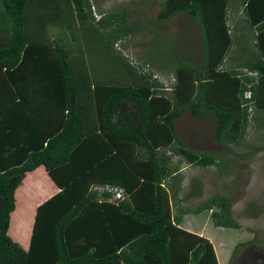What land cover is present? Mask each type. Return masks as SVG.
Instances as JSON below:
<instances>
[{
  "label": "trees",
  "instance_id": "1",
  "mask_svg": "<svg viewBox=\"0 0 264 264\" xmlns=\"http://www.w3.org/2000/svg\"><path fill=\"white\" fill-rule=\"evenodd\" d=\"M28 1L0 0V264H218L207 238L177 226L168 181L176 175L173 156L197 166L217 165L218 156L186 147L174 118L184 110L213 116L211 136L226 149L246 135L252 113L264 124V0H162L159 21L185 13L201 38L199 54L177 56L170 90L114 50L129 23L105 31L112 14L95 19L90 0H65L66 29L99 42L128 75L94 82L74 67L67 48L27 37ZM230 10L241 12L235 22L248 27L255 46L239 69L221 66L233 41ZM32 57L37 74L27 67ZM21 76H32L29 88L17 87ZM38 166L56 191L36 205L23 248L7 234L9 218L18 236L27 174ZM104 184L120 187L122 197L92 188ZM203 210L214 226L238 227L223 196H209L195 211Z\"/></svg>",
  "mask_w": 264,
  "mask_h": 264
},
{
  "label": "rangeland",
  "instance_id": "2",
  "mask_svg": "<svg viewBox=\"0 0 264 264\" xmlns=\"http://www.w3.org/2000/svg\"><path fill=\"white\" fill-rule=\"evenodd\" d=\"M90 1L96 15L112 14L103 23L105 31L111 30L113 33L125 23L131 25L132 29L116 40L119 50L112 44L114 50L121 56H130L145 72L149 70L161 76L166 82V90H170L175 82V63L181 60L178 57L185 56L186 52L188 55L200 53L201 38L196 21L182 12L169 20L159 21L157 13L162 0ZM241 18L240 11L235 14L229 11L227 22L233 41L224 58L223 63L226 60L227 64L222 65L223 68L234 63L236 66L242 65L255 51L248 27L243 22H235L241 21ZM71 33L72 30H67L61 23H54L45 36L51 41L63 43L79 71L84 67L89 68V65L92 67L94 57L99 64L110 66L109 62L114 60L112 52L105 55L101 44L92 37H84L77 31ZM89 77L92 75L89 74ZM254 115L255 118L247 122L243 139L235 144L229 143L227 149L221 148L211 136L213 117L198 119L184 110L174 118L175 134L186 147L218 156L219 164L208 166L188 164L173 156L171 159L177 165L176 175L168 178L176 197L182 199H171L173 213L179 212L178 206L196 213L190 216L195 228L191 230L208 236L218 264H264V124L260 121L259 113H252ZM34 177L30 178L32 183L25 187L27 196L37 193L39 189L47 191L46 184H41V180L34 181ZM214 194L229 201L231 217L238 227L214 226L209 217L210 210L195 211L199 204ZM14 204L16 206V202ZM215 209L212 207V210ZM23 227L18 232L21 237L27 232V228Z\"/></svg>",
  "mask_w": 264,
  "mask_h": 264
},
{
  "label": "crops",
  "instance_id": "3",
  "mask_svg": "<svg viewBox=\"0 0 264 264\" xmlns=\"http://www.w3.org/2000/svg\"><path fill=\"white\" fill-rule=\"evenodd\" d=\"M49 2L53 4L54 0H29L26 4L25 30H26L27 37L31 41L43 42V43L55 42V40L51 41V39L49 37L46 38L45 35H46V33L49 32V27L54 25V23H61L62 25L64 24L63 21L65 20V12H68V9H69L68 5H66V1L65 0H56L55 7H53V5H50ZM58 6H59V8H58ZM63 26L65 27V25H63ZM57 43H59L63 46L62 42L58 41ZM30 55H32V53ZM32 56H34V55H32ZM71 59H72V56H71ZM93 59H94V61H92V67L88 64L89 68L84 67V70H86L89 74L92 75V79L94 78V80H93L94 82L104 81V82H108V83H113V82L120 81V79L128 77L127 74H125V73H123V71L119 70V68L116 66V63L114 60L109 62L110 66H104V64H101V63L99 64V61L95 57ZM36 64H37L36 58L32 57L30 59V62L27 65L28 69L31 72H34V74L38 73V65H36ZM225 64H227L226 60L224 63H222V65H225ZM228 68H234V69L238 68L239 69V68H241V66L240 65L236 66L234 63V64H232V66H229ZM242 69H243V67H242ZM25 78L26 77L23 78L22 76L20 78H18V81L16 84L17 87H21V88H23V87L29 88L30 87V83L33 80L32 76L28 77L27 81H25ZM208 117H213V116L209 115ZM36 172H38V173H36ZM29 174L30 175H29L28 179L31 178L30 176H35L34 181L41 180L40 181L41 184L45 183L47 191L39 189V191L37 193H34L31 196H27V194H26L27 191L25 190L26 195H25V197L21 198L22 199L21 200V206L17 210V218L18 219H17L16 224L14 226V230H15L17 235H18V232L20 231V229H24L23 226H25L27 228L26 235H23V237H21L20 235L16 236L15 234H13L10 231V229H9L10 222H11V213H10V221H9V226L7 229V234L12 238V240L17 242L23 248L27 247L28 237H29L31 223L33 221V214H34V210H35L36 205L41 203L44 199H46L47 197H49L51 194H53L56 191L55 185L50 180V178L47 176L43 166L36 167ZM21 185L19 186V188L21 187ZM174 198L176 201L182 200L180 197H178V196L176 197V195ZM169 204H170L171 215L174 217L175 221L177 222L178 227L201 235L200 232H198L196 230H195L196 232L191 230V229H195V228H193V223H192V220L190 219V216L191 215L193 216L196 213L195 214L190 213V211H188V209L183 208L182 206H178V208H180V210H179V212L177 211V213L174 214L172 211L171 199L169 200ZM16 208L17 207L15 206L13 211H15ZM205 220H207V219H205ZM189 222H191V224ZM203 237L207 238L210 241L208 236H203ZM211 244H212V242H211Z\"/></svg>",
  "mask_w": 264,
  "mask_h": 264
},
{
  "label": "built area",
  "instance_id": "4",
  "mask_svg": "<svg viewBox=\"0 0 264 264\" xmlns=\"http://www.w3.org/2000/svg\"><path fill=\"white\" fill-rule=\"evenodd\" d=\"M95 17L98 18V15H95ZM114 48L116 50H119V45L117 42L114 43ZM124 56L128 58V61L130 64L134 65V62H132L131 57H128L127 55H124ZM153 76L156 77L155 75H153ZM160 80L166 89L165 80L161 77H160ZM244 96L249 97V92H245ZM92 188L96 189L97 191H105V192L109 193V199L121 198L122 194H123V190L120 187L115 186V185H110V184H104V185H100V186L94 185Z\"/></svg>",
  "mask_w": 264,
  "mask_h": 264
},
{
  "label": "clouds",
  "instance_id": "5",
  "mask_svg": "<svg viewBox=\"0 0 264 264\" xmlns=\"http://www.w3.org/2000/svg\"><path fill=\"white\" fill-rule=\"evenodd\" d=\"M91 8V12H92V14L94 15H96V13H94L93 11H92V7H90ZM95 15H94V17H95ZM99 17V16H98ZM95 19H97L96 17H95ZM122 57L123 58H125V59H128L127 57H125V56H123L122 55ZM128 57H130V56H128ZM147 73L146 74H149V79H155L157 82H159L161 85H162V89H164V90H166L165 89V87H164V85H163V83L161 82V80H160V77L161 76H159L158 74H156V73H150V71H146ZM153 75H155L156 77H154Z\"/></svg>",
  "mask_w": 264,
  "mask_h": 264
}]
</instances>
